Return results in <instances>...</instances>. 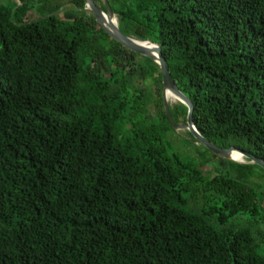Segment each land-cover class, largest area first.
Wrapping results in <instances>:
<instances>
[{
	"label": "trees",
	"instance_id": "16d2710c",
	"mask_svg": "<svg viewBox=\"0 0 264 264\" xmlns=\"http://www.w3.org/2000/svg\"><path fill=\"white\" fill-rule=\"evenodd\" d=\"M109 2L198 130L264 160V0ZM85 6L0 0V264H264V169L169 151L162 71Z\"/></svg>",
	"mask_w": 264,
	"mask_h": 264
},
{
	"label": "water",
	"instance_id": "95a60500",
	"mask_svg": "<svg viewBox=\"0 0 264 264\" xmlns=\"http://www.w3.org/2000/svg\"><path fill=\"white\" fill-rule=\"evenodd\" d=\"M85 1V10L93 14L98 23L105 29L106 32H108L115 40H117L118 43L123 45L126 49L141 56L148 57L152 59L155 63H157L160 70L162 71L164 84L163 99L165 109L169 121L175 129L189 130L199 144L205 146L219 158L235 161L240 164H253L260 166L264 169V160L259 159L250 153L243 152L235 147L229 149L221 148L215 143L209 141V139L206 138L198 130L193 120V101L178 87L175 79L172 76L167 60L163 55L161 44H155L151 40H143L133 35H128L124 33L123 30L120 28L117 14L114 12L109 0H103L107 8L106 10L103 9L100 5H98L95 0ZM168 92L172 93L174 96L177 97V100H179V102L185 104L188 107V117L187 122L185 124H178L174 121L170 111L171 103L169 96L167 95ZM234 152L240 153L244 157V161L238 162L237 160H234L232 157Z\"/></svg>",
	"mask_w": 264,
	"mask_h": 264
},
{
	"label": "rangeland",
	"instance_id": "374dc122",
	"mask_svg": "<svg viewBox=\"0 0 264 264\" xmlns=\"http://www.w3.org/2000/svg\"><path fill=\"white\" fill-rule=\"evenodd\" d=\"M62 1L67 2L68 0ZM72 5V3L68 2L65 7H71ZM29 14L30 18H35L37 16L36 12L33 10H31ZM170 103H179V100H177V97H173L170 99ZM164 138L169 151L177 153L186 162L202 169L207 176H212L217 171L223 172L229 167V165H227L220 168L218 165L220 163L219 160L213 156V153L209 149L199 144L189 130H178L172 126V129L167 131ZM258 172L261 173L260 170ZM262 175L261 173V176L256 178L255 182L264 183V175Z\"/></svg>",
	"mask_w": 264,
	"mask_h": 264
},
{
	"label": "bare ground",
	"instance_id": "6f19581e",
	"mask_svg": "<svg viewBox=\"0 0 264 264\" xmlns=\"http://www.w3.org/2000/svg\"><path fill=\"white\" fill-rule=\"evenodd\" d=\"M167 95L169 96V99H171L173 97H176L170 92H168ZM232 157H233L234 160H237L238 162H243L244 161V157L240 153L234 152Z\"/></svg>",
	"mask_w": 264,
	"mask_h": 264
}]
</instances>
